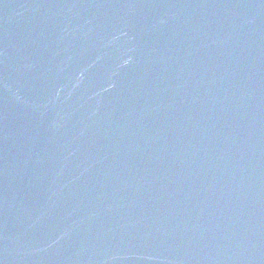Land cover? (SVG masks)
Returning a JSON list of instances; mask_svg holds the SVG:
<instances>
[{"label": "water", "instance_id": "water-1", "mask_svg": "<svg viewBox=\"0 0 264 264\" xmlns=\"http://www.w3.org/2000/svg\"><path fill=\"white\" fill-rule=\"evenodd\" d=\"M0 264H264V0H0Z\"/></svg>", "mask_w": 264, "mask_h": 264}]
</instances>
